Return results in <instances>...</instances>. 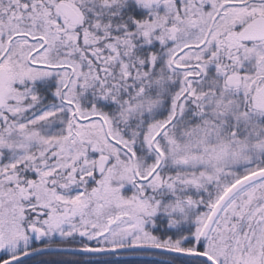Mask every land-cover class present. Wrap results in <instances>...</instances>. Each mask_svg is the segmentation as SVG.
I'll list each match as a JSON object with an SVG mask.
<instances>
[{
    "label": "snow or ice",
    "instance_id": "6c2138e0",
    "mask_svg": "<svg viewBox=\"0 0 264 264\" xmlns=\"http://www.w3.org/2000/svg\"><path fill=\"white\" fill-rule=\"evenodd\" d=\"M0 264H264V0H0Z\"/></svg>",
    "mask_w": 264,
    "mask_h": 264
}]
</instances>
